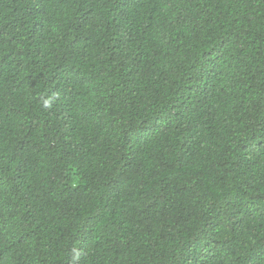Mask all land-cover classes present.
<instances>
[{"label": "trees", "instance_id": "trees-1", "mask_svg": "<svg viewBox=\"0 0 264 264\" xmlns=\"http://www.w3.org/2000/svg\"><path fill=\"white\" fill-rule=\"evenodd\" d=\"M0 264H264V0H0Z\"/></svg>", "mask_w": 264, "mask_h": 264}]
</instances>
